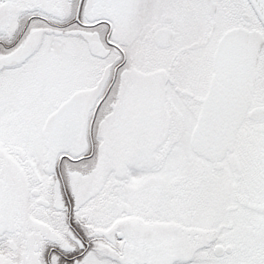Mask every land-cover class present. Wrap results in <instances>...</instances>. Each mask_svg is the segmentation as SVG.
Here are the masks:
<instances>
[{
	"label": "snow or ice",
	"instance_id": "6c2138e0",
	"mask_svg": "<svg viewBox=\"0 0 264 264\" xmlns=\"http://www.w3.org/2000/svg\"><path fill=\"white\" fill-rule=\"evenodd\" d=\"M0 264H264V0H0Z\"/></svg>",
	"mask_w": 264,
	"mask_h": 264
}]
</instances>
